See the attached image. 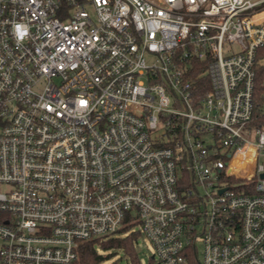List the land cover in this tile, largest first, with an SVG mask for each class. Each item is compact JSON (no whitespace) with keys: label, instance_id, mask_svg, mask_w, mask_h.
I'll return each instance as SVG.
<instances>
[{"label":"built area","instance_id":"obj_1","mask_svg":"<svg viewBox=\"0 0 264 264\" xmlns=\"http://www.w3.org/2000/svg\"><path fill=\"white\" fill-rule=\"evenodd\" d=\"M263 46L264 0H0V264L130 225L153 264H264Z\"/></svg>","mask_w":264,"mask_h":264},{"label":"trees","instance_id":"obj_2","mask_svg":"<svg viewBox=\"0 0 264 264\" xmlns=\"http://www.w3.org/2000/svg\"><path fill=\"white\" fill-rule=\"evenodd\" d=\"M256 85H255V111L251 121L252 125H264V46L259 48L256 63ZM206 88L209 89V82L206 78ZM132 228V225L122 229L123 232ZM142 236L139 230L131 231V234L122 236L121 234L110 238H98L83 241L80 249L79 260L71 264H102L112 257L119 250H123L130 258L132 264H141L135 242ZM100 249L102 250L100 252ZM191 264H199L196 256L191 258Z\"/></svg>","mask_w":264,"mask_h":264},{"label":"rangeland","instance_id":"obj_3","mask_svg":"<svg viewBox=\"0 0 264 264\" xmlns=\"http://www.w3.org/2000/svg\"><path fill=\"white\" fill-rule=\"evenodd\" d=\"M132 231H137L138 228ZM131 234V231L128 230L125 233H121L122 236H127ZM198 245V256L201 259L203 255V244L199 241ZM136 251L138 252L141 264H153L152 256L154 254V249L145 236H139L138 240L135 242ZM102 250L100 249V252ZM102 264H132L131 258L123 251L119 250L109 259L105 260Z\"/></svg>","mask_w":264,"mask_h":264},{"label":"water","instance_id":"obj_4","mask_svg":"<svg viewBox=\"0 0 264 264\" xmlns=\"http://www.w3.org/2000/svg\"><path fill=\"white\" fill-rule=\"evenodd\" d=\"M262 177H264V173L262 174ZM153 258H154V256H153Z\"/></svg>","mask_w":264,"mask_h":264}]
</instances>
